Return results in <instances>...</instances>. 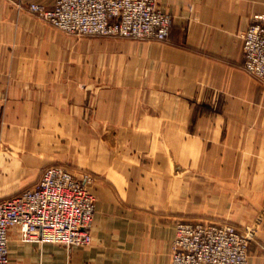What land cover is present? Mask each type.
Segmentation results:
<instances>
[{
  "label": "crops",
  "instance_id": "obj_1",
  "mask_svg": "<svg viewBox=\"0 0 264 264\" xmlns=\"http://www.w3.org/2000/svg\"><path fill=\"white\" fill-rule=\"evenodd\" d=\"M0 0V199L52 164L102 176L89 245L23 242L9 264H171L179 220H256L264 264V86L241 31L264 0H159L163 41L70 35Z\"/></svg>",
  "mask_w": 264,
  "mask_h": 264
},
{
  "label": "built area",
  "instance_id": "obj_2",
  "mask_svg": "<svg viewBox=\"0 0 264 264\" xmlns=\"http://www.w3.org/2000/svg\"><path fill=\"white\" fill-rule=\"evenodd\" d=\"M43 22L74 36L163 41L172 16L159 0H55L52 5L17 2ZM243 68L264 86V17L256 15L241 31ZM96 176L63 165L46 166L38 180L0 199V264H9V230L17 226L23 242L89 245L97 195ZM171 264H249L256 235L251 226L228 220L175 223Z\"/></svg>",
  "mask_w": 264,
  "mask_h": 264
},
{
  "label": "rangeland",
  "instance_id": "obj_3",
  "mask_svg": "<svg viewBox=\"0 0 264 264\" xmlns=\"http://www.w3.org/2000/svg\"><path fill=\"white\" fill-rule=\"evenodd\" d=\"M50 25V24H49ZM52 26V25H51ZM54 27V26H53ZM61 30V29H60ZM74 36V35H73ZM77 37H79V36H77ZM80 37H82V36H80ZM131 39V38H130ZM137 40V39H136ZM52 165H63V166H65V167H67L68 169H71L72 171H75V172H77V173H79V172H81V171H85V170H87V171H90V172H92L95 176H96V178H97V181H99L101 178H102V176L101 175H99V174H97V173H95L94 171H92L91 169H88V168H86V167H82V166H73V165H67V164H52ZM97 181H96V183H97ZM259 220V219H258ZM258 220H256L254 223H252L251 225H246V226H251V227H253V229H255V232H256V235H257V225L259 224V221ZM228 221H230V220H228ZM231 222H233V221H231ZM233 223H235V222H233ZM240 227H242V226H240ZM256 235L254 236V238L256 237ZM253 241V240H252Z\"/></svg>",
  "mask_w": 264,
  "mask_h": 264
}]
</instances>
